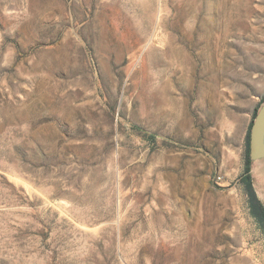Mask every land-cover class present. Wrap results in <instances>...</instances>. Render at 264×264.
<instances>
[{
    "label": "rangeland",
    "instance_id": "1",
    "mask_svg": "<svg viewBox=\"0 0 264 264\" xmlns=\"http://www.w3.org/2000/svg\"><path fill=\"white\" fill-rule=\"evenodd\" d=\"M262 98L264 0H0V264H264Z\"/></svg>",
    "mask_w": 264,
    "mask_h": 264
},
{
    "label": "trees",
    "instance_id": "2",
    "mask_svg": "<svg viewBox=\"0 0 264 264\" xmlns=\"http://www.w3.org/2000/svg\"><path fill=\"white\" fill-rule=\"evenodd\" d=\"M263 98L261 99L260 104L253 110L251 121L247 127L245 134V152H244V166L242 175L239 178V183L243 186L246 196H247V204L249 211L252 217L257 222L258 226L264 232V205L261 203L259 198L257 197L256 191L253 186V176L251 174V161L249 158V136L250 129L253 123V120L256 116L257 110L263 102Z\"/></svg>",
    "mask_w": 264,
    "mask_h": 264
},
{
    "label": "bare ground",
    "instance_id": "3",
    "mask_svg": "<svg viewBox=\"0 0 264 264\" xmlns=\"http://www.w3.org/2000/svg\"><path fill=\"white\" fill-rule=\"evenodd\" d=\"M194 14H195V12H191L190 13V15H189L190 20L196 18ZM193 33H194L193 38L194 37H196V38L194 39L195 41L192 44V47L197 50V49H200L201 48V44H202V40H203V37H204V33H203V31H202L201 28L200 29H197ZM159 57H160V59L158 58V60H159V66L164 65V66H168V67L173 66V64H175V63H178V64H180V65L183 66L185 63H187V60H188V57H187V55H186V53L184 51V47H182L179 44H173V42H170L168 44V46L166 47V49L162 50V52L159 55ZM159 72H160V79L162 80V82L165 83V85L172 84V80H170V78L166 79L165 81L163 80V76L165 74L164 69H159ZM166 89H167V87H166ZM167 101L170 104H173L174 99L169 98V99H167ZM172 114H173V112L171 113V115ZM176 115L177 114L175 113V117H176ZM173 116H174V114H173Z\"/></svg>",
    "mask_w": 264,
    "mask_h": 264
},
{
    "label": "water",
    "instance_id": "4",
    "mask_svg": "<svg viewBox=\"0 0 264 264\" xmlns=\"http://www.w3.org/2000/svg\"><path fill=\"white\" fill-rule=\"evenodd\" d=\"M249 158L251 163L264 160V100L257 110L250 129Z\"/></svg>",
    "mask_w": 264,
    "mask_h": 264
},
{
    "label": "crops",
    "instance_id": "5",
    "mask_svg": "<svg viewBox=\"0 0 264 264\" xmlns=\"http://www.w3.org/2000/svg\"><path fill=\"white\" fill-rule=\"evenodd\" d=\"M259 104H256L253 109L250 111L249 113V118H248V122H247V127L251 121L252 118V113L253 110L258 106ZM254 163L252 170L250 171L252 176H253V182H255L257 184V186L263 190V192L260 191L258 192V190L255 188L257 197L259 198L260 201H262L264 199V160H259V161H255L252 162ZM252 167V166H251Z\"/></svg>",
    "mask_w": 264,
    "mask_h": 264
},
{
    "label": "built area",
    "instance_id": "6",
    "mask_svg": "<svg viewBox=\"0 0 264 264\" xmlns=\"http://www.w3.org/2000/svg\"><path fill=\"white\" fill-rule=\"evenodd\" d=\"M223 181V178L220 176H216L215 178H213V182L216 186H218L219 188H224L226 186H224L223 184H221V182Z\"/></svg>",
    "mask_w": 264,
    "mask_h": 264
}]
</instances>
